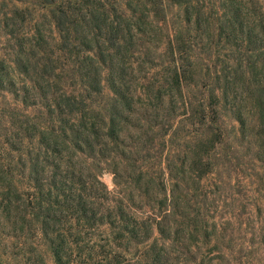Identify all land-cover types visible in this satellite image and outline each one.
<instances>
[{
  "label": "trees",
  "instance_id": "obj_1",
  "mask_svg": "<svg viewBox=\"0 0 264 264\" xmlns=\"http://www.w3.org/2000/svg\"><path fill=\"white\" fill-rule=\"evenodd\" d=\"M13 1L36 2L49 14L28 31L26 26L35 20L29 11L14 4L4 12V53L27 82L18 85L2 61L0 90L13 94L26 108L41 106L46 122L38 134L31 130L28 136L38 135V152L29 149L15 165L12 156L9 163L0 161V176L8 191L0 217L5 213L9 222L18 225L10 215L20 210L23 220L17 230L34 236L38 227L55 264L229 263L228 253L235 250L234 232L242 230V223L239 227L230 219L218 223L206 213L194 216V226L185 220L176 223L180 216L189 217L176 212L180 181L189 188L190 183L200 184L219 165L229 137L221 106H227L230 94L225 88L207 86L199 107L193 106L186 90L196 85L197 68L190 57L194 42L177 31L162 34L168 26L166 0H130L124 7L119 0ZM261 24H254L244 38L250 57L256 55L253 88L247 96L252 110L246 113L234 99L229 110L243 135L252 120L256 122L258 160L264 163V64L260 72L255 70L264 55ZM164 63L166 88L152 82L139 89L148 73ZM105 85L112 94L102 103L98 97L103 96ZM142 96L149 100L138 108L136 98ZM166 102L169 116L183 107V115L192 123L196 119L201 130L181 166L174 161L167 165L170 180L158 181L137 162L152 163L155 140L173 128V118L160 120L156 113ZM21 143L8 140L10 154L20 153ZM102 163L112 165L115 192L95 169ZM17 173L26 178L28 190L21 192L15 185ZM195 237L203 244H215L205 250L201 245L196 248L197 242L190 241ZM257 240L253 236L250 242L264 244V238ZM168 241L176 243L174 250Z\"/></svg>",
  "mask_w": 264,
  "mask_h": 264
},
{
  "label": "rangeland",
  "instance_id": "obj_2",
  "mask_svg": "<svg viewBox=\"0 0 264 264\" xmlns=\"http://www.w3.org/2000/svg\"><path fill=\"white\" fill-rule=\"evenodd\" d=\"M128 1L130 0H119L122 7ZM14 4L34 16L35 20L26 26L28 31L37 25L36 20L39 23L45 22L49 10L36 2L18 3L13 0H0V65L2 61H5L11 76L15 78L18 85H23L27 82L25 76L15 70L11 56L4 53L6 36L2 30L3 14ZM165 4L168 26H165L166 29H163L162 34L165 35L168 31L174 34L177 31L194 42V50L190 57L197 68L196 85L186 90V95L190 97L193 106L199 107L203 98L202 92L207 86L208 88H225L230 94V101L224 103L227 106H221L229 137L226 144L222 146L219 165L216 171L204 178L200 184L190 183L189 188L185 182L180 181V189L177 191L180 207H177L176 212L188 214L189 217L180 216L176 223L178 220H185L188 225L194 226V216L197 213H206L211 216L209 218L211 221L223 223L230 219L236 227L243 224L242 230L234 232L235 250L228 253L227 258L230 262L224 264H240L238 262L264 264V244L250 242L253 236L258 239L257 241L264 238V163L258 160L260 139L256 135L257 126L254 120L247 135H243L233 111L229 110L233 99L236 100L234 102L236 105H242L246 113L252 110L251 100L247 96L253 88L252 60L256 55L250 57L252 53L244 38L254 24H264V0H187L182 4L166 0ZM191 14L193 17L189 20ZM46 26L49 30L50 26ZM263 64L264 55L257 60L255 70L260 72ZM167 67L166 63L155 67L148 73V79L141 81L139 89L143 90L142 84L152 82L157 86L160 85V89L166 88ZM111 94L108 86L105 85L103 96L98 97L99 102L103 103ZM148 100L145 96H142L141 100L136 98L137 107L142 108ZM179 101L181 102V98ZM169 108L170 104L167 102L160 104L156 113H160L158 117L160 120L173 118L172 130L166 137H157L155 140V148L151 150L155 155L152 163L137 162L145 167V171L158 177V181L170 180L167 165L174 161L177 166H181L184 153L201 130V125L196 119L195 123H192V118L183 115L186 112L183 107L179 108L173 117L168 115ZM249 116L251 119L253 114ZM45 122L46 117L41 106L26 108L15 99L13 94L0 90V161L9 163L12 156L14 159L11 162L15 165L21 158V154L23 158L27 156L29 149L38 152V135L34 139L28 136L31 130L38 134L39 128ZM12 139L22 141L20 153L10 154L7 142ZM148 142L146 143L149 144ZM143 154H146L145 150ZM95 169L110 190L115 192L118 187L114 182L112 165L102 163L99 167L95 166ZM17 172H19L18 168ZM13 181L21 192L29 189L26 178L19 173ZM170 186L169 181L167 188ZM6 187L7 182L0 176V208H4L7 202ZM14 195L11 194V196ZM10 217L13 221H18V225L9 222L5 213H2L0 217V264H43V262L55 264L40 229L37 227L33 230L36 234L34 236H31L28 231L22 233L21 230H17L23 220L21 211L12 210ZM178 224L180 225L179 222ZM103 231L105 236L109 234L107 226L103 227ZM157 236L156 233L155 237ZM197 240L198 237H195L193 241L190 239L191 242H197L196 248L201 245L204 250L215 244V241L206 245ZM190 241L187 242L190 243ZM173 244L176 243L168 241L169 249L174 250Z\"/></svg>",
  "mask_w": 264,
  "mask_h": 264
}]
</instances>
